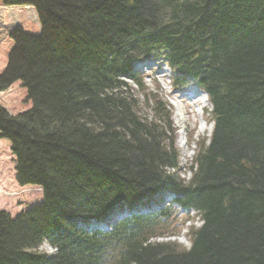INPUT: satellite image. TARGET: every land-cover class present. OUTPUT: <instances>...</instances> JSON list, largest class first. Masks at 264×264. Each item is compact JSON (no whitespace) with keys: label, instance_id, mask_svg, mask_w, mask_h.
Here are the masks:
<instances>
[{"label":"trees","instance_id":"obj_1","mask_svg":"<svg viewBox=\"0 0 264 264\" xmlns=\"http://www.w3.org/2000/svg\"><path fill=\"white\" fill-rule=\"evenodd\" d=\"M0 7H33L40 24L38 36L5 32L0 97L16 86L26 108L0 106V139L16 184L42 194L13 218L0 211V264H264V0ZM145 59L166 63L172 90L196 86L212 107L188 181L168 174L179 151L158 83L149 91L131 74ZM163 193L171 204L138 213ZM179 211L200 221L188 246L170 240ZM92 220L108 230H88Z\"/></svg>","mask_w":264,"mask_h":264},{"label":"rangeland","instance_id":"obj_2","mask_svg":"<svg viewBox=\"0 0 264 264\" xmlns=\"http://www.w3.org/2000/svg\"><path fill=\"white\" fill-rule=\"evenodd\" d=\"M19 27L23 32L30 36H37L40 34V26L38 24L36 14L33 9L29 7H17V8H3L0 7V69L5 66V59L10 51L11 41L7 38L6 33H10L12 29ZM6 32V33H5ZM161 71L156 75L157 83L161 86L160 98L172 103L175 106L182 105L183 116L179 117L176 111H173V123L174 127L178 128V142L186 143L187 149L180 148L176 145L181 156L180 163L185 164L186 158H191L195 150L196 144L201 141L206 142L211 130L210 125L202 123L201 114H203V107L205 104L199 101V97L193 96V90L189 89L192 99L189 100L186 96H180L174 99L166 86L161 84L166 82V78H162L164 74ZM146 88L149 91H155V84L152 80L147 81ZM157 91V90H156ZM0 97V106L4 108L9 114H14L18 110L26 108L23 104V96L20 95L16 86L12 87L7 93ZM6 97H9V103H5ZM200 109V112H197ZM202 112V113H201ZM205 116V111L204 115ZM183 118V119H181ZM183 131V133H180ZM191 137H189V136ZM207 143V142H206ZM42 200L41 189L37 187H19L15 182L14 172V157L10 151V144L7 140L0 139V211L7 212L12 218L18 213L26 211L28 208L37 205ZM195 227L199 226V221L195 219L192 222ZM187 230V229H186ZM179 237L176 242L182 246H188V238L186 237V231Z\"/></svg>","mask_w":264,"mask_h":264},{"label":"bare ground","instance_id":"obj_3","mask_svg":"<svg viewBox=\"0 0 264 264\" xmlns=\"http://www.w3.org/2000/svg\"><path fill=\"white\" fill-rule=\"evenodd\" d=\"M13 8H17V7H13ZM31 9H33L34 10V8L33 7H31ZM35 11V10H34ZM183 109V108H182ZM178 114L180 115L181 114V111L180 110H178ZM181 116V115H180ZM181 119H183V118H181Z\"/></svg>","mask_w":264,"mask_h":264}]
</instances>
